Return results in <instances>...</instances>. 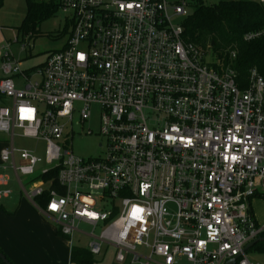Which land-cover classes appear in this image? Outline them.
Listing matches in <instances>:
<instances>
[{
	"label": "built area",
	"instance_id": "obj_1",
	"mask_svg": "<svg viewBox=\"0 0 264 264\" xmlns=\"http://www.w3.org/2000/svg\"><path fill=\"white\" fill-rule=\"evenodd\" d=\"M190 2L61 0L70 23L63 50L30 70L2 57L0 169L14 172L63 237L89 238L95 258L257 264L245 249L264 237L251 211L264 194V76L253 69L241 87L234 69L214 68L185 36ZM260 38L264 31L244 41ZM96 112L101 152L84 159L73 139ZM17 136L43 142L44 156L17 148ZM52 171L50 189L43 177ZM8 182L0 175V186ZM48 190L44 208L37 199ZM10 194L0 189V198Z\"/></svg>",
	"mask_w": 264,
	"mask_h": 264
},
{
	"label": "trees",
	"instance_id": "obj_2",
	"mask_svg": "<svg viewBox=\"0 0 264 264\" xmlns=\"http://www.w3.org/2000/svg\"><path fill=\"white\" fill-rule=\"evenodd\" d=\"M26 2L27 12L18 28V34L33 38L39 34V25L58 12L61 0L50 3L37 0ZM190 4L193 12L185 21V36L204 54L212 57L211 65L214 68L234 69L241 87L245 86L253 69H257L264 76V38L252 42L244 41L246 34L264 31L263 4L249 0H217L213 5H206L203 0H191ZM64 33L67 35L70 33V23L66 25ZM233 51L236 52L235 58L231 56ZM56 176L57 171H52L43 177L47 182L53 180L50 189L56 187ZM49 191L37 199L39 206L45 208L49 200ZM254 249L264 253V242L256 244L249 251ZM0 251L2 252L1 249ZM71 260L75 264H97L100 261L86 247L80 246L73 248Z\"/></svg>",
	"mask_w": 264,
	"mask_h": 264
},
{
	"label": "rangeland",
	"instance_id": "obj_3",
	"mask_svg": "<svg viewBox=\"0 0 264 264\" xmlns=\"http://www.w3.org/2000/svg\"><path fill=\"white\" fill-rule=\"evenodd\" d=\"M39 2H58L59 0H37ZM206 5H213L217 2V0H203ZM252 2H257L258 0H249ZM191 12H193L192 7L189 8ZM27 12V2L26 0H0V65L2 57L5 54H10L14 56V59L17 61H21L23 64V68H31L42 65L48 58V56L52 52L61 51L65 48L69 36L64 33L66 29V17L67 15L61 10L58 9L50 19L43 21L39 25V34L35 35L33 38L30 36H23L18 34V28L21 26L22 21L24 20ZM185 17L177 16L175 17V21L177 23L182 22ZM17 35L19 36L18 42H16ZM26 45V50L22 49V46ZM212 57L210 55L207 56V61L212 63ZM33 79H39L36 76H33ZM16 85L20 86L19 79L16 80ZM3 103L9 104L8 100H3ZM2 103V104H3ZM1 104V105H2ZM4 105V104H3ZM93 121L86 125L83 136L75 137L73 139L72 151L75 155L82 157L84 159L95 158L99 156L101 150L99 149V143L101 141V136L99 135V118L97 117L98 113L96 112ZM88 130H92L94 133L92 135H85ZM19 134V132H17ZM6 137V138H5ZM2 139H6L7 136L3 133H0V141ZM16 146L19 149H30L37 148V155L44 156L45 152V144L43 142H37L34 139L22 138L17 136L16 138ZM19 160V155L17 156ZM0 173L8 175L10 188L13 191V195L17 194L21 195V191L19 188V183L14 172L10 169L2 170L0 169ZM26 183L29 178L26 176H22L21 178ZM257 197L253 201V212L257 219V221L263 225L264 224V197ZM5 200L0 201L4 203ZM81 230L91 231L85 225H81ZM99 233V230H97ZM76 244H78V240L83 242V246L87 245L89 238L83 237L80 235H76L74 238ZM248 258L251 262L257 264H264V253H260L258 251L251 250L247 253ZM102 258H98L100 260L97 264H112L113 259H111V254H108L105 260H101ZM0 264L3 262L0 260Z\"/></svg>",
	"mask_w": 264,
	"mask_h": 264
},
{
	"label": "crops",
	"instance_id": "obj_4",
	"mask_svg": "<svg viewBox=\"0 0 264 264\" xmlns=\"http://www.w3.org/2000/svg\"><path fill=\"white\" fill-rule=\"evenodd\" d=\"M32 68L35 67L23 70ZM17 79L19 77L15 76L14 80ZM2 103L3 99L0 98V107ZM6 144V139L0 141V154ZM7 177L9 178L8 175ZM8 184L7 187L0 186V189L11 191L10 196L0 198V201L5 200L0 204V249L8 260L13 264H75L71 260L73 248L75 246L87 248L88 243L83 246L82 241L78 240L76 244L75 240L70 242L63 237L56 224L41 214L22 192L21 195L12 196L14 193L10 188V182ZM108 254H111L112 264H115L113 251H108L101 260H105Z\"/></svg>",
	"mask_w": 264,
	"mask_h": 264
},
{
	"label": "water",
	"instance_id": "obj_5",
	"mask_svg": "<svg viewBox=\"0 0 264 264\" xmlns=\"http://www.w3.org/2000/svg\"><path fill=\"white\" fill-rule=\"evenodd\" d=\"M261 242H264V237H260L258 238L257 240L253 241L252 243H250L245 251L248 252L251 248H253L256 244L258 243H261ZM0 260L3 262V264H12L8 258L6 257L5 254H3L1 251H0ZM237 262V259H233V260H230L228 261L226 264H236Z\"/></svg>",
	"mask_w": 264,
	"mask_h": 264
}]
</instances>
